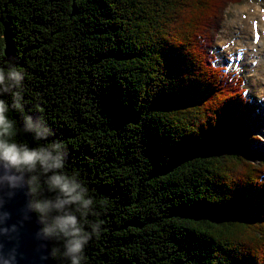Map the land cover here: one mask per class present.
<instances>
[{"label":"trees","instance_id":"16d2710c","mask_svg":"<svg viewBox=\"0 0 264 264\" xmlns=\"http://www.w3.org/2000/svg\"><path fill=\"white\" fill-rule=\"evenodd\" d=\"M228 2L0 0V69L23 76L22 108L0 95L15 140L64 164L22 170L32 207L44 230L76 216L81 264H264L258 108L212 49ZM61 173L92 203L38 211L66 199L48 182ZM45 233L71 264L69 238Z\"/></svg>","mask_w":264,"mask_h":264},{"label":"clouds","instance_id":"9594fccd","mask_svg":"<svg viewBox=\"0 0 264 264\" xmlns=\"http://www.w3.org/2000/svg\"><path fill=\"white\" fill-rule=\"evenodd\" d=\"M23 76L14 67L10 68L7 72V81L5 77V71L0 69V95L4 92H9L12 96V108L20 109L21 94L19 92H12L13 87H17ZM9 111V105L0 99V163H3L7 168L14 169L16 171L33 170L37 164L44 168L45 171L49 169H62L64 164L62 157L59 155L53 156L52 153L45 147L30 148L29 146L18 143L15 140L17 135V128L15 121L9 119L6 113ZM28 125L26 130L31 131L34 129L32 124V118L26 116L24 119ZM40 133H37V137ZM52 147L59 148V144H55ZM9 180L14 177H7ZM49 184L58 188L61 193L64 194L66 199L58 200L55 205L50 201L44 203H37L35 208L38 211L44 212L51 207L60 208L64 204L79 202L82 206L87 207L92 203L91 199L85 200L84 193L77 191L80 188L79 184H76L69 177L64 174H55L50 177ZM63 233L68 239L65 255L71 259V264H81V254L84 250V245L91 238L90 235L84 234L82 227L78 226V221L74 215L59 216L55 219L54 227L52 229H45L46 232H52L55 230ZM99 229V225L93 227V232Z\"/></svg>","mask_w":264,"mask_h":264},{"label":"water","instance_id":"95a60500","mask_svg":"<svg viewBox=\"0 0 264 264\" xmlns=\"http://www.w3.org/2000/svg\"><path fill=\"white\" fill-rule=\"evenodd\" d=\"M28 177L0 163V264H58L43 221L32 207Z\"/></svg>","mask_w":264,"mask_h":264},{"label":"rangeland","instance_id":"374dc122","mask_svg":"<svg viewBox=\"0 0 264 264\" xmlns=\"http://www.w3.org/2000/svg\"><path fill=\"white\" fill-rule=\"evenodd\" d=\"M251 1L263 3L264 0H230V2H228L226 7L222 10L220 30L217 34L214 48L212 49L217 55V62L220 65L224 64L225 67L234 71L237 76L242 75L245 78L247 94L252 97L253 102L258 108L256 111L258 118H250L247 121L246 127L251 129L254 135L259 138L258 141L252 143V149L258 152L259 156L264 157V85L261 84V79L256 75L261 69L259 70L254 64H244L241 68L232 67L233 52L231 51L233 50L227 49V47L236 40L235 37L238 35V25L240 24L242 27L245 26L243 20L242 23H240L238 19L239 7ZM242 16H248L247 11H244ZM255 162H258L256 158Z\"/></svg>","mask_w":264,"mask_h":264},{"label":"bare ground","instance_id":"6f19581e","mask_svg":"<svg viewBox=\"0 0 264 264\" xmlns=\"http://www.w3.org/2000/svg\"><path fill=\"white\" fill-rule=\"evenodd\" d=\"M239 21L245 24L238 25V35L227 49H232V67L241 68L244 64H254L259 70L256 73L264 85V1L250 2L239 7ZM238 11V10H237ZM247 11L248 16H242ZM237 13V12H236ZM233 39V38H232Z\"/></svg>","mask_w":264,"mask_h":264}]
</instances>
